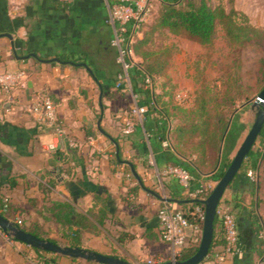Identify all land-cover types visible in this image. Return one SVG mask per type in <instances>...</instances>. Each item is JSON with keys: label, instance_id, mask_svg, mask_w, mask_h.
<instances>
[{"label": "crops", "instance_id": "1", "mask_svg": "<svg viewBox=\"0 0 264 264\" xmlns=\"http://www.w3.org/2000/svg\"><path fill=\"white\" fill-rule=\"evenodd\" d=\"M110 1L0 0V73L23 72L19 86H0V196L9 198V219L20 217L24 225L37 226L57 243L67 245L61 237L67 224L57 217L78 215L85 222L81 247L147 264V258L170 253V245L158 239L159 207L165 201L181 206L185 200L176 198L185 195L178 180L161 169L179 162L192 165L199 179L212 184L210 174L222 152L199 145L200 134L191 130L196 110L181 114L161 92V84L153 86L156 110L144 114L132 131L122 130L126 112L138 98L113 43L107 18ZM5 32L13 35V42ZM132 39L123 45L130 63L139 64L140 57L129 48ZM59 53L70 59L58 60ZM121 73L128 82L119 79ZM42 93L52 97L59 120L79 146L63 142L47 151L52 128L36 123L29 112L30 103ZM164 128L168 146L159 136ZM245 129L228 143L226 155H233ZM257 145L258 140L253 148ZM254 174L233 179L223 196L234 210L243 207L242 215L255 217L252 255L259 264L264 257V209L261 212L258 195L262 197L264 183ZM59 202L68 208L54 207ZM219 248L215 245L213 251ZM40 255L0 228V264H44ZM44 256L54 257L55 264L92 262L53 251Z\"/></svg>", "mask_w": 264, "mask_h": 264}, {"label": "trees", "instance_id": "2", "mask_svg": "<svg viewBox=\"0 0 264 264\" xmlns=\"http://www.w3.org/2000/svg\"><path fill=\"white\" fill-rule=\"evenodd\" d=\"M161 8L159 9L154 27L166 28L173 33H183L188 38L197 40L201 43H208L212 41L216 32L217 21L223 24L227 36L237 42H249L257 41L264 46V32L257 26L252 24L243 11L238 10L235 6L234 0H227V5L224 3H212V0H160ZM240 19V20H238ZM152 27V29H154ZM131 32L130 25L125 32L126 42L129 40V34ZM148 40L146 31H143L141 36L134 35L132 41L129 43V48L140 57L139 64L130 63L127 55L125 60L130 64L128 66L129 78L131 80L132 89L137 94L140 103L147 106L146 113H150L156 110V97L153 90L155 79L161 74L165 67V59L162 58V52H151L148 50H141V46ZM58 60H69L68 54L59 53L56 55ZM260 80L264 81V67L259 69ZM149 75L151 77V84L145 83V77ZM264 83L262 84V87ZM260 88V90L262 89ZM236 95L232 89H227L223 95L216 99L215 113L211 116L206 113L204 104L201 109L203 112H199L200 116L197 117L191 124V130L197 131L200 134L199 145L208 148L212 152H218L221 149V160L218 163L216 170L210 174V177L216 181L223 174L225 168L230 162V156L226 155V148L228 143H233L237 137V133L242 129V125L236 121L235 114L231 119V115L235 111ZM202 111V110H201ZM161 140L166 139L165 128L159 134ZM223 140V148L220 147ZM254 146V145H253ZM217 156L214 160L216 164ZM178 164L186 168L192 175L191 185L196 186L200 182L205 181L199 179L194 174V167L188 164ZM248 169L258 172L260 177L259 181L264 183V123L258 135V145L252 148L245 156L239 171L236 173L235 179L238 176H247ZM9 184L13 183L10 178ZM255 183V181H253ZM212 186L207 189V193L210 192ZM178 199H185L181 203V207L186 210L192 208L195 204L200 203L197 197H189L187 195H178ZM237 206V204L235 205ZM5 207V208H4ZM59 210H65L68 208V204L59 202L54 205ZM11 204L7 196H0V213L10 218L9 210ZM238 225V237L240 246L242 249V256L233 258L232 264H255L252 252L255 249V217L249 219L246 215H242V211L236 215ZM61 223L67 224L66 228H62L61 237L68 246L81 247V228L85 224L82 217L76 215L75 219H71L67 216L57 217ZM202 224V223H201ZM19 227L36 234L38 237L49 239L53 242H57L55 238L49 237L47 233L39 229L37 226L29 227L24 225L23 220L21 224H16ZM74 225L77 228H74ZM11 237L16 240L12 235ZM158 239L162 240L161 232L159 229ZM224 229L220 219L217 215L214 218V233L212 243L205 260L210 258L215 245L220 247L224 244ZM199 239L197 241H189L188 244L181 250L179 259H185L192 255L198 247ZM244 246V247H242ZM37 252H41V260L43 263H54V257H45L47 251L41 247L32 246ZM58 254V253H57ZM76 256H73L75 259ZM76 264H84L79 261Z\"/></svg>", "mask_w": 264, "mask_h": 264}, {"label": "rangeland", "instance_id": "3", "mask_svg": "<svg viewBox=\"0 0 264 264\" xmlns=\"http://www.w3.org/2000/svg\"><path fill=\"white\" fill-rule=\"evenodd\" d=\"M219 2L227 5V0H212V3ZM234 3L238 10L246 13L252 24L264 32V0H234ZM160 8V0L151 1L149 13L138 28L139 31H146L148 35V40L141 46V50L162 52V58L166 60L165 67L155 79L154 85H162L161 92L168 95L175 102V106L180 107L177 109L181 114H185L186 109L193 107L191 109L196 110L194 118H199V112L204 111L201 109L203 104L206 113L212 116L216 110V99L227 89H232L238 98L231 118L235 114L236 121L242 125V130L246 125L240 144L254 120L257 107L252 105V102L264 83L260 80L259 74L260 67H264V46L255 40L243 43L231 40L220 20L217 21L214 38L208 43L198 42L183 33H173L166 28L154 27L157 21L155 16ZM178 91L189 93L188 103L182 105L176 102L175 94ZM216 181H212V187ZM259 192L262 194V197L258 195L262 201L260 208L262 212L264 192ZM238 208H235L237 215L243 207ZM90 261L91 264L93 262L103 264L95 260ZM130 261L145 264L140 260Z\"/></svg>", "mask_w": 264, "mask_h": 264}, {"label": "built area", "instance_id": "4", "mask_svg": "<svg viewBox=\"0 0 264 264\" xmlns=\"http://www.w3.org/2000/svg\"><path fill=\"white\" fill-rule=\"evenodd\" d=\"M153 0H111L108 5V20L113 27V43L118 47V57L123 69L126 71L129 63L125 60L129 49L123 43L125 40V32L128 26L131 27L129 39H131L139 25L149 13L150 3ZM23 72L21 70H11L0 73V86L4 89L17 87L21 84ZM124 83L128 78L121 73L120 78ZM145 83L151 84V77H145ZM135 98L137 94H135ZM175 100L179 104H186L190 100L187 91H178L175 94ZM147 110V106L137 100L133 102L126 112V118L122 125L125 133L132 131L137 121L141 120ZM29 112L34 121L52 128V137L45 144L47 151L55 150L61 143L66 142L71 147L79 146L78 139L71 137L63 123L57 115V105L52 97L46 93L37 95L29 105ZM163 146H168V139L162 140ZM161 173L175 177L183 188L185 195L189 197H197L200 203L195 204L189 210L184 209L178 204L165 201L157 211L159 228L162 240L170 245V253L167 256L160 255L154 258H147V264H159L170 259H177L181 250L189 241H197L201 238L202 222L204 218V204L202 199L208 193L206 192L212 185L207 181H202L196 186L191 185L192 175L189 171L178 164H167ZM254 171L248 169L247 175L253 177ZM5 208V207H4ZM215 215L221 221L224 229V244L214 251L210 258L200 262L199 264H225L226 261L232 260L235 256L240 257L242 249L238 237L237 217L234 208L229 200L222 196L216 206ZM12 220V219H11ZM15 224H21L22 219L15 217L12 220ZM199 244V243H198ZM54 264V263H44ZM264 264V257L259 261Z\"/></svg>", "mask_w": 264, "mask_h": 264}, {"label": "water", "instance_id": "5", "mask_svg": "<svg viewBox=\"0 0 264 264\" xmlns=\"http://www.w3.org/2000/svg\"><path fill=\"white\" fill-rule=\"evenodd\" d=\"M13 42V35L10 32L4 33ZM29 54L35 55L34 52ZM29 54L23 55L24 57ZM252 105L257 107L254 120L241 143L237 147L228 166L223 174L216 181L208 195L202 199L204 204V218L202 222L201 238L196 251L185 259H170L159 264H199L207 256L214 233V218L216 206L223 196L225 189L231 183L236 173L239 171L241 164L253 148L259 132L264 123V86L257 93ZM183 200V199H181ZM0 228L7 234L31 246L41 247L47 251H53L61 254H70L85 259L95 260L105 264H135L134 262L119 258L112 254H105L98 251L88 250L83 247H73L61 243L53 242L49 239L38 237L36 234L27 231L16 225L11 219L0 213Z\"/></svg>", "mask_w": 264, "mask_h": 264}]
</instances>
